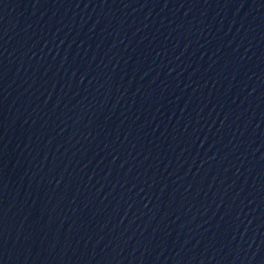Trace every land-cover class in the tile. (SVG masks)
I'll return each instance as SVG.
<instances>
[{"label": "water", "instance_id": "95a60500", "mask_svg": "<svg viewBox=\"0 0 264 264\" xmlns=\"http://www.w3.org/2000/svg\"><path fill=\"white\" fill-rule=\"evenodd\" d=\"M0 264H264V0H0Z\"/></svg>", "mask_w": 264, "mask_h": 264}]
</instances>
